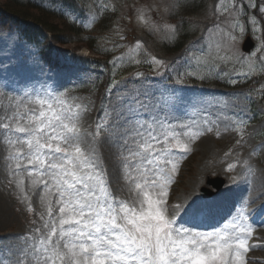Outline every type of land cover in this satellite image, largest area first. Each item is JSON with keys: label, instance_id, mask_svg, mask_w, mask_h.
<instances>
[{"label": "rangeland", "instance_id": "1", "mask_svg": "<svg viewBox=\"0 0 264 264\" xmlns=\"http://www.w3.org/2000/svg\"><path fill=\"white\" fill-rule=\"evenodd\" d=\"M32 1L63 14L79 31H62L52 17L54 32L30 44L0 26V124L12 123L8 117L23 113L25 104L38 107L29 97L62 94L80 105L85 139L95 146L113 195L124 200L132 195L123 179L124 141L131 146L141 125L180 133L190 151L175 156L170 212L194 203L204 211L193 222L206 229L186 224L183 214L174 226L213 231L244 210L253 229L248 243L258 245L245 254L246 264H264V224L255 223L264 217V0H74L75 10L63 0ZM191 2L193 11L179 8ZM185 30L189 42L172 52ZM247 36L256 43L248 54L241 51ZM74 56L99 70L84 68ZM98 124L106 128L96 136ZM186 131L195 139L183 136ZM18 135L0 128V264H30L24 249L39 235L36 229L47 232L41 214L50 220L46 203L49 197L55 203L54 192L32 184L36 177L28 176L26 160L11 158L14 147H24L8 143ZM216 177L227 185L207 208L197 199ZM208 187L217 192L214 184Z\"/></svg>", "mask_w": 264, "mask_h": 264}, {"label": "snow or ice", "instance_id": "2", "mask_svg": "<svg viewBox=\"0 0 264 264\" xmlns=\"http://www.w3.org/2000/svg\"><path fill=\"white\" fill-rule=\"evenodd\" d=\"M259 11L264 13V6ZM29 103L38 107L23 105L24 112H14L8 117L12 123L0 128L21 134L8 140L12 146H24L14 147L11 158L25 159L31 166L28 176L36 177L32 184H43L55 195L54 204L51 197L46 203L50 220L41 214L47 232L36 229L39 235L24 249L30 264H246L245 254L258 245L248 243L253 229L244 210L213 231L174 226L176 216L194 221L204 211L189 203L174 205L170 212L175 156L178 152L182 159L190 151L180 133L148 124L140 126L143 130L135 133L131 146L124 141L123 179L132 194L124 200L113 195L102 160L79 126L81 106L51 93L29 97ZM181 127L191 131L188 125ZM102 128L106 124L97 125L96 136Z\"/></svg>", "mask_w": 264, "mask_h": 264}, {"label": "trees", "instance_id": "3", "mask_svg": "<svg viewBox=\"0 0 264 264\" xmlns=\"http://www.w3.org/2000/svg\"><path fill=\"white\" fill-rule=\"evenodd\" d=\"M63 1H66L65 4L67 7L73 10L78 9V5L75 4L74 0ZM193 6L194 4L191 2L181 4L179 8L181 9L183 7V12L185 10V13H189L193 11ZM197 6L201 7L200 4ZM52 17L59 19L61 22L60 29L62 31H66L67 33H76L79 31L77 25L68 21L63 14L51 10V8H47L41 3L38 4L37 1L0 0V26L16 31L20 39L30 44L38 43L44 37L45 32H54V28H51V25H49ZM187 32L188 30L183 31L181 36L179 35L176 38L175 44L172 45V52L179 51L189 42L190 37L186 34ZM75 59L89 67H94L95 65L88 58L76 57Z\"/></svg>", "mask_w": 264, "mask_h": 264}, {"label": "bare ground", "instance_id": "4", "mask_svg": "<svg viewBox=\"0 0 264 264\" xmlns=\"http://www.w3.org/2000/svg\"><path fill=\"white\" fill-rule=\"evenodd\" d=\"M187 196V195H186ZM192 196V195H191ZM192 199V198H191ZM195 199V198H194ZM220 198L217 196V197H215V198H213V199H210V200H207V201H202V200H199V199H197L198 200V202H200V204H202V203H205V204H207V208H210L211 207V205H212V203H216L215 201L216 200H219ZM222 200V199H221ZM225 203L226 202H223L222 201V205H225ZM184 204H186V203H184ZM220 205H221V203H219ZM226 204H228V203H226ZM199 205V204H198ZM217 206V205H216ZM255 210L256 209H254V210H252V212H255ZM182 215V214H181ZM179 216V215H178ZM257 216V215H256ZM182 216H179V218H181ZM257 218V217H256ZM261 218V219H260ZM226 219V218H225ZM257 219H259V223H258V221H256L255 223H256V225L257 226H262L263 224H264V217H261V216H259ZM207 222V221H206ZM189 225H191L192 227H194V223H192V222H190L189 223ZM199 226H201V225H199ZM197 228V227H196ZM199 228H204V226H201V227H199ZM206 229V228H205ZM263 238V237H262Z\"/></svg>", "mask_w": 264, "mask_h": 264}, {"label": "water", "instance_id": "5", "mask_svg": "<svg viewBox=\"0 0 264 264\" xmlns=\"http://www.w3.org/2000/svg\"><path fill=\"white\" fill-rule=\"evenodd\" d=\"M253 46H254L253 41L251 40L250 37H247L246 40L244 41L243 45H242V49L245 52H248V51H250L253 48ZM211 181H213V180H211ZM223 185H224V183H223ZM220 187H221V184H218L216 186L217 189H219Z\"/></svg>", "mask_w": 264, "mask_h": 264}]
</instances>
